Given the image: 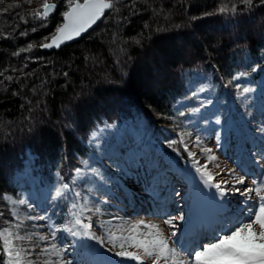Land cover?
<instances>
[{
    "label": "trees",
    "instance_id": "1",
    "mask_svg": "<svg viewBox=\"0 0 264 264\" xmlns=\"http://www.w3.org/2000/svg\"><path fill=\"white\" fill-rule=\"evenodd\" d=\"M54 1L55 14L38 27L41 21L29 14L43 0H0V9H6L0 11V33H13L0 36V71L7 69L0 74V197L17 191L27 150L36 155L33 171L44 183L57 185L72 179L75 156H86L88 134L102 119L187 127L190 112L180 116L183 108L176 102L203 82L211 85L209 96L233 98L237 89L228 81L237 71L248 73L250 86L264 76V7L259 3L231 15L215 11L221 0H138L135 11L121 9L123 21L107 10L73 42L12 55L43 42L62 21L66 5ZM24 31L27 35H20ZM31 56L42 59H27ZM254 65L259 67L253 70ZM8 75L18 79L10 81ZM239 84L242 91L244 82ZM201 100L190 97L186 104L195 107ZM8 207L0 199V211L8 213ZM7 219L5 214L0 225Z\"/></svg>",
    "mask_w": 264,
    "mask_h": 264
},
{
    "label": "snow or ice",
    "instance_id": "2",
    "mask_svg": "<svg viewBox=\"0 0 264 264\" xmlns=\"http://www.w3.org/2000/svg\"><path fill=\"white\" fill-rule=\"evenodd\" d=\"M63 3L66 7L61 12L62 21L55 26L51 33L42 37L43 42L38 45L29 43L26 49H17L12 55L18 56L21 51L30 50L33 47L59 48L65 41L80 37L81 33H85L92 25H95L106 15V9L115 11L123 21L124 17L120 15L121 9H126L129 12L135 11L138 0H127V4L123 3V0H63ZM256 3L264 7V0H221L215 11L236 15L245 9L251 10ZM238 5L243 7H238ZM57 9L58 4L54 0L51 2L43 0V4L29 15L41 21L38 27H45L49 21V14H55ZM0 11H6V9H0ZM202 15H210V13H202ZM21 19H26V17H21ZM261 22L264 23V17ZM145 27L148 25L146 24ZM36 30V28L31 29L33 32ZM12 34L11 31H4L0 33V36L7 38ZM20 35L26 36L27 31L21 32ZM261 51L264 53V49ZM27 59L42 58L31 56ZM255 67H259V65H254L253 70ZM3 71H7V69ZM3 71H0V74H3ZM15 71L13 69V72ZM21 75L27 74L21 72ZM246 75H248L247 72L237 71L228 81L237 89V95L244 99H246L244 93L249 92L250 88L244 87L241 91L242 86L234 82L238 77ZM7 79L11 81L18 77L8 75ZM205 87H211V85L206 84L199 87L196 92H189L187 97H181V100L187 101L190 97H197ZM204 103H209V101L205 100ZM181 107L183 111L179 113L180 116H184L185 112L199 111V108H189L187 104H183ZM260 117L255 131L262 134V139H264V107L260 111ZM216 119L219 120V117ZM253 122H255V117H253ZM185 124H187V120H185ZM193 134L186 133L185 129L181 128L177 139L165 140L164 143L169 147L182 143L183 148L188 150V156L193 157L195 162L197 153L189 150L190 137ZM201 142V137L197 134L194 146L199 148ZM204 151L209 153L208 161L215 159L211 154V149L205 148ZM256 160L264 161V148L257 153ZM116 167H122V165L117 163ZM197 170L201 173L205 185H214L221 198L227 195L228 189L222 185L227 184L228 181L214 180V174L208 170L207 164L203 167L197 164ZM73 171L78 176L85 172L99 175L95 167H92L91 160L84 161L82 167H76ZM228 171L233 176L231 184L238 185L233 186L231 191L239 195L242 205L234 211L222 212L211 221L201 219L196 206L193 205L192 212L188 215V220L193 223V230L187 237V243L184 238L176 234L175 221L186 220L184 211H179L175 218L164 214L165 218L161 222L167 225L170 235H166L161 230L159 223L145 220L133 221L126 230L109 231L108 225L111 221H94L90 215H87L89 211L86 206L88 197L78 187L77 177L67 181L62 178L50 194L53 201H64L68 209L64 221L62 223L52 222L47 212H44L43 215L29 217L26 214L17 215L13 210L11 215L16 216V220H4V224L7 226L0 227V264H73L72 258L67 255L66 251L69 249V245L60 240L62 232H67L73 237L90 236L100 244H104L106 239L111 244L109 250L114 253L115 257L121 258V260H112L111 264H126L127 261H135L136 264H264V166L260 168V172L250 183L245 175H240L237 178L232 169H228ZM57 175L60 173L58 172ZM160 175L161 173L157 172L153 179H158ZM173 195L180 198L182 204L188 198L175 190H173ZM198 195H212L214 199L216 194L199 193ZM0 199L15 205L27 204L28 209L34 207L24 199H13L8 193H4ZM97 199L106 203L108 197L107 195L97 196ZM80 200L85 203H79ZM217 203H222V201ZM93 211L99 212L100 209L97 207ZM4 215L5 213L0 211V218ZM117 219L122 218L111 217V220ZM21 220H47L48 223L46 225L22 224ZM94 224L101 225L104 232L107 233L106 237L97 235L93 231ZM144 224H147L146 229L139 227ZM25 227L47 228V231L24 233L22 230Z\"/></svg>",
    "mask_w": 264,
    "mask_h": 264
},
{
    "label": "rangeland",
    "instance_id": "3",
    "mask_svg": "<svg viewBox=\"0 0 264 264\" xmlns=\"http://www.w3.org/2000/svg\"><path fill=\"white\" fill-rule=\"evenodd\" d=\"M51 1V0H50ZM238 79V78H237ZM243 81L246 82V77H243ZM202 84L199 85V87ZM264 93V78H259L256 83L254 84V87L251 88L250 92H248V95L246 96V99H242V97L238 96V98L243 101L242 105H246L247 103L253 104L256 102L258 95ZM202 96H208L207 91L205 92V89L203 92H201ZM217 99V98H215ZM206 99L209 101V103H204V107L200 110V112H205L206 118H202L201 115H197L194 118V123L197 122L199 124H203L206 122V124H211V132L205 133L203 131H200V129L197 126H187V127H181L185 129V132H191L194 133L190 137V143H189V150L196 152L197 155L195 157V162L193 157L190 158L191 165L194 166V168L197 170V164L200 166H205L207 164L208 170L211 171L214 176V180H220V181H228L227 184H223L222 186L228 189V193L223 199L230 198L232 195V184L231 181L233 179V176L229 173L228 169H232L235 176L238 178L242 173L239 171V169L234 166L233 162L229 158V154H233L234 150H229L228 144H224V131L219 130L220 125H222V117H219V120H217L216 113H220L221 110L220 105L222 103H226L224 100L217 99ZM180 100V101H179ZM179 103L182 105L184 101L179 99ZM194 115H196L194 113ZM218 116V115H217ZM213 118L211 121L210 119ZM261 118V117H260ZM154 125V128L159 127L158 125ZM226 125V122H225ZM224 125V126H225ZM165 126L163 128H166L168 137L167 139H164L163 137H160L159 139L156 138L159 134H155L153 129H151L149 126L144 125L143 123H137L132 124L128 121H126L124 118H114L112 120L109 119H103L100 124H94L93 128L90 130V135L88 134L86 145L90 149H92L93 153H90L89 155L85 157L78 158L77 155L75 156V161L78 165V167L83 166V162L87 160L92 161V167H95L99 175L93 172H85L83 174H80L79 176L73 171L72 178L77 177L79 180V184H84L83 182L86 180H92V178H98L100 180V176L102 175V171L100 170V165L105 163L107 166H109V170L107 172V175L109 174V171L112 169L115 171V173L118 175V178H121L125 182V186L129 187L130 192H128V197L125 195L124 192H120L119 189H116L115 184H108V192L105 194L108 197L107 202H102L100 199L95 198V201H92L89 195H86L88 197V200L86 202V206L89 209V212L95 216L96 221L103 220V221H111L110 225H108L109 231H121L122 224L128 223V221H136V220H145L150 222H157L159 223V226L162 231L166 235L169 234L167 225L163 224L161 221L163 219L156 217L154 215H144V216H133L132 214H126L125 211L122 210L123 207H129L128 202L131 198L134 199L133 193L131 191L138 190L139 187L135 185L133 182V179L131 178L133 175L138 178V180H142L143 182L147 179V166L146 162H144L143 158L144 156L148 155L146 154L148 151H152L154 148L157 150H160V146H155L154 142L157 140L164 143L165 140H173L177 139L180 135L181 128L174 129L173 127H168L167 125H161ZM213 126V127H212ZM93 133H95V136H93ZM174 133V134H173ZM199 135L201 137V144L200 147H195V141H196V135ZM172 136V137H171ZM263 143H264V139ZM157 144V143H156ZM264 145V144H262ZM221 146H224L222 149ZM180 147L183 148V144H180ZM124 148V149H123ZM211 149V154L215 157L213 161H208L207 157L209 153L205 152L204 149ZM183 150L188 154V150ZM124 151V155H123ZM230 151V152H229ZM88 154V153H87ZM123 155V156H122ZM110 158L111 161H108L107 159ZM125 158V159H124ZM123 159V160H122ZM137 161H140V163H137ZM119 163L122 165V167H116V164ZM26 164V162L24 163ZM190 164V163H189ZM264 164V163H263ZM111 165V166H110ZM76 167V166H75ZM19 172L18 176L25 177L26 181L24 184L29 185L21 187V191H16L15 194H9L13 199L20 200L24 199L28 203L33 204V209H28L27 204H21V205H15L9 203V209L8 213H5L8 216V219L16 220V216L11 215V212L13 210L16 211L17 215L23 216L27 215L29 217L31 216H37V215H43L44 212H47L48 216L50 217V213L48 212V206L52 202V196L51 192L54 191V186H44L41 181L39 180L37 174H32L29 167L24 165ZM198 172V170H197ZM200 173V172H199ZM201 174V173H200ZM107 175H104V179L106 180ZM202 177V176H201ZM136 178V179H137ZM253 178L249 179L248 182L250 183ZM39 180V182H38ZM137 180V181H138ZM85 182V183H86ZM92 183L94 184V181L92 180ZM204 183V181H203ZM89 184V183H88ZM205 185V184H204ZM238 186V185H235ZM206 188L209 190H215L218 193V189L214 185H205ZM109 190L111 193H109ZM4 193L1 194V197ZM118 198H121L120 201ZM233 199V198H232ZM5 201V200H4ZM8 203V201H6ZM79 203H85V201H78ZM39 207H36V206ZM251 206V205H250ZM99 208V212L93 211L95 208ZM26 208V209H25ZM43 209V211H41ZM163 213L162 215H164ZM112 216L120 217L122 219L117 220H111ZM20 223L22 224H39V225H46L48 223L47 220H38V221H25L21 220ZM147 225V224H145ZM7 225L3 224L0 225V227H6ZM24 233L29 232H35V231H47V228H43V230L36 229L34 227H25L22 230ZM93 231L97 235H101L106 237L107 233L104 232L100 224H95L93 226ZM60 240L64 242V238L60 237ZM84 244L88 246L91 253H96V251L99 253V257L102 258V256H108L105 257V259H119L120 257H115L114 253L110 251L111 244L107 242L105 239L104 244H100L99 241L93 240L90 236H85ZM100 246V247H99ZM78 248V244H73L70 249L74 250ZM87 249L85 246L81 248V250ZM101 250V251H99ZM67 255H68V250ZM96 264H103L102 262H97Z\"/></svg>",
    "mask_w": 264,
    "mask_h": 264
},
{
    "label": "water",
    "instance_id": "4",
    "mask_svg": "<svg viewBox=\"0 0 264 264\" xmlns=\"http://www.w3.org/2000/svg\"><path fill=\"white\" fill-rule=\"evenodd\" d=\"M50 2H51V1H50ZM106 11H107V9L105 10V12H106ZM51 15H52V13H50V14H49V16H51ZM101 19H102V18H101ZM101 19H100V20H101ZM100 20H98V21H97V23H98ZM97 23H96V24H97ZM96 24H95V25H96ZM95 25H92V26H91V28H90V29H88V30H86V32H85V33H81V36H82V35H84V34H86V33H87L89 30H91V29H92V28H93ZM81 36H80V37H81ZM80 37H75V38H73V40H70V41H65L64 43L73 42V41H75V40L79 39ZM64 43H63V44H64ZM53 48H56V47H53ZM42 49H46V48H42Z\"/></svg>",
    "mask_w": 264,
    "mask_h": 264
},
{
    "label": "bare ground",
    "instance_id": "5",
    "mask_svg": "<svg viewBox=\"0 0 264 264\" xmlns=\"http://www.w3.org/2000/svg\"><path fill=\"white\" fill-rule=\"evenodd\" d=\"M1 50V49H0ZM133 221L131 220V221H128V223H123L122 225V227H121V229H124V230H126L130 225H131V223H132ZM140 228H142V229H146L147 228V225H140L139 226Z\"/></svg>",
    "mask_w": 264,
    "mask_h": 264
}]
</instances>
